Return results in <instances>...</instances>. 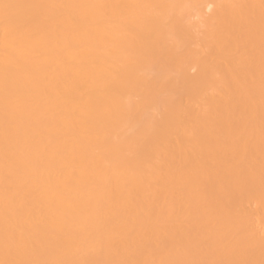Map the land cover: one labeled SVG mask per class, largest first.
I'll use <instances>...</instances> for the list:
<instances>
[{
  "label": "bare ground",
  "instance_id": "1",
  "mask_svg": "<svg viewBox=\"0 0 264 264\" xmlns=\"http://www.w3.org/2000/svg\"><path fill=\"white\" fill-rule=\"evenodd\" d=\"M0 264H264V0H0Z\"/></svg>",
  "mask_w": 264,
  "mask_h": 264
}]
</instances>
